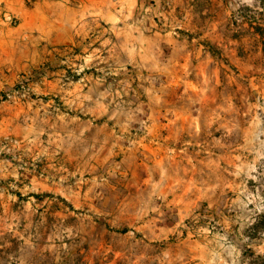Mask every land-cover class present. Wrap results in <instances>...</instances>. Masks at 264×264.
Segmentation results:
<instances>
[{"label":"rangeland","instance_id":"1","mask_svg":"<svg viewBox=\"0 0 264 264\" xmlns=\"http://www.w3.org/2000/svg\"><path fill=\"white\" fill-rule=\"evenodd\" d=\"M230 4L234 26L224 37L231 40L209 50L225 65L237 60L223 69L235 79L224 83L218 100L223 121L209 119L206 128L180 134L205 140L201 161H192L190 169L178 162L144 176L134 171V155L123 162L114 156L78 174V163L67 159L68 146L55 135L57 125L68 122L63 115L75 114L72 101L45 94L52 104L46 122L39 109L26 107L40 98L34 89L40 69L21 72L0 89V217H16L24 242L55 241L67 264L82 259L67 251L103 238L131 249L133 255L116 264H264V0ZM88 69L107 78L110 93L103 103L111 108L112 125L117 121L114 134L126 137L129 147L153 136L155 102L139 94L143 82H121L120 73L108 68ZM77 71L67 67L66 79L74 80ZM4 227L0 241L8 243L7 254L13 228L8 221Z\"/></svg>","mask_w":264,"mask_h":264},{"label":"crops","instance_id":"2","mask_svg":"<svg viewBox=\"0 0 264 264\" xmlns=\"http://www.w3.org/2000/svg\"><path fill=\"white\" fill-rule=\"evenodd\" d=\"M232 1L0 0V89L19 73L40 69L43 75L34 83L40 98L25 106L39 109L46 122L52 104L45 94L72 101L75 114L63 115L68 122L57 125L55 135L68 146L67 159L78 163V174L114 156L123 162L134 155V171L142 170L144 176L161 174L178 162L190 169L192 161H201L205 140L180 134L206 128L209 119L222 122L224 107L218 100L224 83L235 79L223 69L237 60L225 65L209 50L210 44L231 40L224 35L234 26ZM69 66L78 68L74 80L65 77ZM95 66L120 73L121 82L134 78L143 82L138 84L139 94L155 102L153 136L132 140L129 147L126 137L114 134L117 121L112 125L111 108L103 103L110 93L107 78L84 70ZM6 221L8 230L13 228L12 243L5 254L8 243L0 241V264H67L62 245L55 241L24 242L15 228V216L0 217V234ZM103 239L67 251L82 258L69 264H116L133 255L131 249ZM23 243L30 248L24 250ZM105 258L111 259L105 263Z\"/></svg>","mask_w":264,"mask_h":264},{"label":"built area","instance_id":"3","mask_svg":"<svg viewBox=\"0 0 264 264\" xmlns=\"http://www.w3.org/2000/svg\"><path fill=\"white\" fill-rule=\"evenodd\" d=\"M22 81V80H21Z\"/></svg>","mask_w":264,"mask_h":264}]
</instances>
